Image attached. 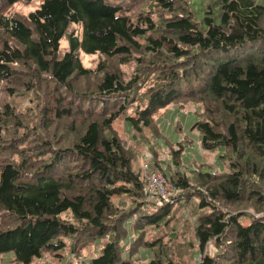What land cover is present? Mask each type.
<instances>
[{"label": "trees", "instance_id": "trees-1", "mask_svg": "<svg viewBox=\"0 0 264 264\" xmlns=\"http://www.w3.org/2000/svg\"><path fill=\"white\" fill-rule=\"evenodd\" d=\"M21 1L32 0H0V255L30 264L68 247L77 260L101 239L98 257L62 264H136L140 249L147 264L184 253L264 264V0H203L200 15L190 0H42L12 13ZM21 96L34 107L20 111ZM189 104L201 106L198 146L229 171L185 172L183 147L169 146L173 193L145 201L147 172L114 122L159 148L156 114ZM155 151L148 173L162 167Z\"/></svg>", "mask_w": 264, "mask_h": 264}, {"label": "rangeland", "instance_id": "rangeland-1", "mask_svg": "<svg viewBox=\"0 0 264 264\" xmlns=\"http://www.w3.org/2000/svg\"><path fill=\"white\" fill-rule=\"evenodd\" d=\"M42 0H32L29 2L17 3L11 8L12 13H19V14H27L28 12L34 10L38 4ZM193 3V8L195 12L200 15L199 12L202 1L203 0H190ZM61 46H67L66 41H61ZM80 58L82 59V63L85 67H94L98 56L96 55H87L84 53H80ZM30 98H25L24 96L19 97L16 102L19 105L20 111H25L28 108H33L34 103H30L28 100ZM26 100V101H25ZM201 110V106L199 104H189L185 106L183 109L177 106L171 105L168 108L161 110L155 116L158 130L161 132L162 136L160 139V147L157 148L155 145V141L152 138V135H148L147 131H144L145 140L139 136H135L131 134V129L128 128V125L125 123L124 120H117L114 122L115 130L120 134V136L125 140L126 144L131 145L132 148L136 149L138 152V156L136 158V162L134 163V168L137 170H141L146 173L145 177V184H144V191L148 189V186H151L150 181L148 182L149 175H156L162 178L168 175V169L166 167V163L170 162V158L166 154V148L172 146L173 148L178 149L181 145L183 147L182 150V164L181 167L185 172H190L193 169H196L197 166H201V170L204 171H215V172H228L229 168L227 162L220 156V151L217 150H204L198 146V135L197 131L192 129L193 123L197 120L198 115L196 112ZM132 110H129L131 113ZM146 133V134H145ZM151 136V137H150ZM132 142V143H129ZM134 147H133V145ZM153 148V150L150 149ZM158 151H155V150ZM153 151L157 152L156 159H158V163H161V168L155 169L148 173L149 168L154 166V162L150 160ZM165 174V175H164ZM149 176V177H148ZM173 187H167L165 189V194L168 193L167 199H170L173 193ZM146 199V196H145ZM195 203L196 200H193ZM191 201V202H193ZM193 205L190 203L188 204L187 208L179 209V213L181 216V222L179 225V230L181 231L184 227V223L189 218L191 213V208ZM188 212V216L187 215ZM177 214V213H176ZM190 219L188 220V222ZM250 218L247 216H240L239 222L242 224H248ZM179 231V234H180ZM134 239V236H132ZM67 243V240H65ZM104 240H96L91 247L82 251L80 258L77 260L70 255L68 251V247H64L59 249L58 251L53 252L57 255H50V254H42L41 257L34 259L30 264H62L63 261H70L72 263L76 261H88L93 258L98 257L104 246ZM197 250V247L194 248V251ZM208 253L213 255L215 250L212 248V245L209 243L207 246ZM11 254L0 255V264H13L9 261V257ZM152 255L150 251L146 249H140L135 253L134 259H136V264H147L148 261L151 259ZM193 255L190 253H184L181 256L176 255L173 257L176 261V264H192L195 260L192 259ZM198 258V254L195 256V259ZM59 259V260H58ZM193 260V261H192Z\"/></svg>", "mask_w": 264, "mask_h": 264}, {"label": "built area", "instance_id": "built-area-1", "mask_svg": "<svg viewBox=\"0 0 264 264\" xmlns=\"http://www.w3.org/2000/svg\"><path fill=\"white\" fill-rule=\"evenodd\" d=\"M150 176V177H149ZM148 182L150 181L151 186H148V189L145 191L146 199L145 201H153L155 198H161L163 201H168L167 195L165 194V189L170 187L166 177L162 178L156 175H149Z\"/></svg>", "mask_w": 264, "mask_h": 264}, {"label": "bare ground", "instance_id": "bare-ground-1", "mask_svg": "<svg viewBox=\"0 0 264 264\" xmlns=\"http://www.w3.org/2000/svg\"><path fill=\"white\" fill-rule=\"evenodd\" d=\"M155 132V131H154ZM141 137V136H140Z\"/></svg>", "mask_w": 264, "mask_h": 264}]
</instances>
